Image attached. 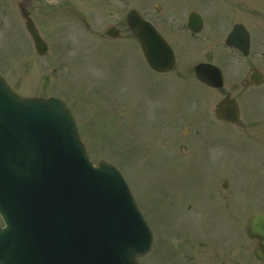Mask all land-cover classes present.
Masks as SVG:
<instances>
[{
  "label": "rangeland",
  "instance_id": "rangeland-1",
  "mask_svg": "<svg viewBox=\"0 0 264 264\" xmlns=\"http://www.w3.org/2000/svg\"><path fill=\"white\" fill-rule=\"evenodd\" d=\"M9 1L5 8V0H0V71L21 94L62 98L78 120L93 162L105 160L123 173L155 234L150 252L138 258L141 264H264L256 259L255 242L247 239L242 225L252 211H264V145L259 144L264 140V91L239 96L247 117L243 122L253 129L229 127L231 143L224 159L231 173L211 179L198 156L211 153L212 141L213 154L222 157L225 129L222 122L211 121L216 124L211 131L221 136L211 140V132L200 125L214 116L222 92L211 97L209 90L197 88L194 65L188 61L168 74L150 69L126 23L131 8L143 11L165 2L178 16L200 12L205 18L200 36L206 35L209 0L193 5L185 0H32L51 43L43 56L21 30L17 6ZM177 1L185 6L180 12L183 6ZM211 2V22L223 24L211 26L220 27L226 37L235 23H244L252 53L258 52L256 46L264 43V0ZM111 25L121 28L119 38L104 35ZM206 47L196 50L208 54ZM177 54L181 56V50ZM235 54L219 66L233 78L227 89L238 92L237 79L248 66ZM253 57L254 62L259 59ZM225 180L232 181L230 208L221 205L229 202L223 198ZM211 187L219 202L211 201ZM240 199L246 202L242 208Z\"/></svg>",
  "mask_w": 264,
  "mask_h": 264
},
{
  "label": "water",
  "instance_id": "water-1",
  "mask_svg": "<svg viewBox=\"0 0 264 264\" xmlns=\"http://www.w3.org/2000/svg\"><path fill=\"white\" fill-rule=\"evenodd\" d=\"M196 26L201 17L194 14ZM153 68L165 71L175 62L173 50L145 21L130 14ZM28 28L40 53L48 48L34 28ZM112 35H117L112 30ZM230 45L249 44L241 24L228 37ZM197 75L212 83L216 66L200 64ZM217 117L237 121L238 104L223 99ZM0 264H139L153 232L121 172L101 161L94 165L79 138L77 123L59 98L21 97L0 74ZM247 235L257 238L255 254L264 258V212L244 223Z\"/></svg>",
  "mask_w": 264,
  "mask_h": 264
},
{
  "label": "flooded vegetation",
  "instance_id": "flooded-vegetation-1",
  "mask_svg": "<svg viewBox=\"0 0 264 264\" xmlns=\"http://www.w3.org/2000/svg\"><path fill=\"white\" fill-rule=\"evenodd\" d=\"M125 1H134V0H125ZM148 2H151L153 0H145ZM174 1V0H172ZM171 1V2H172ZM185 0L186 3H191V5L194 4L195 0ZM178 2V1H177ZM6 3V7L8 8V6L10 5V1L9 0H5ZM14 4L17 6V13L18 16L17 19H19L20 24L22 25V28L25 29L26 28V19L24 18L25 13L27 14V16L31 17L34 21V23L37 25L38 30L43 34L44 33V28L40 27V22L38 21V19H36V14L34 12L33 6L32 4V0H14ZM178 4H180L178 2ZM181 5V4H180ZM183 5H181L182 7ZM215 8V4L213 5ZM185 6H183L181 8V10L179 9V12L182 11V9ZM170 8H174V7H170ZM175 9V8H174ZM178 11H168L167 10V5L165 2H163L162 4H153L152 6L148 7L146 10H143V12L139 13L141 14V16L146 19L147 21H149L156 29H158L161 34L165 37V39L170 43V45L173 47L175 55H176V65L174 67V69H176L177 64H181V62H185L187 63H193L192 65H194V77L197 80V84L196 87L200 88L202 90H209L211 92V97L215 95V92L218 90L220 92H222V98L228 95L234 96V93H237V95L235 96L236 98L239 99V96L242 93L248 92L249 94L255 96L256 92L258 91L259 93H263L262 91H264V89L258 90L259 87H263L264 85V71L261 70L262 65L264 64L263 60H260L258 58H256L255 62L252 61V58L254 54L260 55L261 58L264 59V43H261L260 46H256L258 52H254V54L252 53V44H250L249 46V53L248 55L245 56V60L248 66L247 69V73L244 75H240L237 79L236 84H238L237 88H240L241 90L236 92L235 90L232 89H227L228 85H231V82L233 80V78L231 79L229 78H225L226 80H224V84L222 87H214L208 84H205L203 82H201L199 79H197L196 75H195V66L198 65L199 63H211L213 65H216L218 67L219 64L224 61V60H228L230 59L229 56H231L232 51H235V53H238L240 55H243V53L241 51H239L236 48L230 47L226 44V38L223 37V34L220 31V27H215V26H211L212 23H216L218 25L219 22H216L214 20H212L211 22V13H213L214 11L211 12V0H209V33H207L206 35H202L200 36L205 28V18L203 19L204 21V26L203 29L199 32H194L190 29V15L191 12L189 11L188 14H186V16H178L177 14ZM3 13H5V16L9 15V12L7 9H5V11H3ZM12 18V17H11ZM10 18H8L9 20ZM7 22V21H6ZM8 23V22H7ZM126 23L128 26V22H127V17H126ZM19 24V23H18ZM19 24V25H20ZM220 25L221 22L219 23ZM114 27H116L114 25ZM40 28V29H39ZM129 29V28H128ZM119 33L121 34V28L118 27ZM167 34L169 36H174L176 38V42H173L171 40H169V37L167 36ZM196 46V47H195ZM207 46V53L208 54H203L200 55L197 50L200 48H203ZM197 48V50H196ZM177 50H181V56H179L177 58ZM196 50V51H194ZM217 51V52H216ZM195 54V56H191L192 54ZM254 73H256L254 75ZM213 77V79H215L214 75H211V78ZM261 78L260 83H257L256 80ZM226 82V84H225ZM183 87V86H182ZM250 100L253 98H249ZM239 101V100H238ZM239 105H240V112H241V117H240V123L238 124H232V123H228V122H222L220 120H218L215 117L214 111H213V115L212 116L210 114L209 118H211V120H209V122L204 123V125H200V127H202L204 129V127L211 132V140L216 139V135L219 137L218 139H221L220 134H216L213 133V131H211V127L212 125H216L213 122H222L223 127L225 129V136H226V151H224L222 157L216 154H213V148L212 146L214 145V143H212L211 141V153L209 151L206 152V154L203 155H199L198 159L205 164L208 168H209V176L211 177V179H215L217 176L219 175H229L231 173V171L227 168L226 164L228 163L227 159H224L225 157V153L227 152V149L230 147V143H231V133L229 132L231 126H235L238 128H242L245 131H252L253 127L252 125H245L243 122V118L245 115V107L243 106L242 101H239ZM215 110V107H214ZM212 113V112H211ZM264 115V114H263ZM207 114H204V117H206ZM247 118V117H246ZM219 126V125H218ZM221 126V125H220ZM204 129V130H206ZM206 130V131H207ZM207 131V132H208ZM244 132V131H243ZM245 132V133H247ZM251 135V134H250ZM259 144L264 145V140L259 141ZM210 146V145H209ZM224 167V169L222 170V168ZM227 187L224 188V190L226 191V193H224V199L225 201H229L226 202L225 204H222L224 207L226 208H230L232 205L231 202V191L233 187H229V182L227 181ZM217 194L215 193V191L213 192V189L211 187V201H213V198H216L217 200L219 199L218 196H216ZM241 200V199H240ZM219 202V200H218ZM246 202L245 201H240L239 203V207L242 208V205H244Z\"/></svg>",
  "mask_w": 264,
  "mask_h": 264
}]
</instances>
